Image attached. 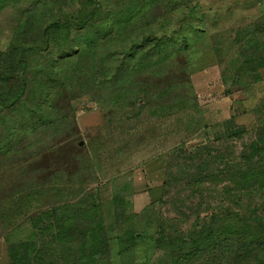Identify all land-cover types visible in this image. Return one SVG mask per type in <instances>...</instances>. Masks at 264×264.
I'll return each mask as SVG.
<instances>
[{
  "label": "rangeland",
  "instance_id": "1",
  "mask_svg": "<svg viewBox=\"0 0 264 264\" xmlns=\"http://www.w3.org/2000/svg\"><path fill=\"white\" fill-rule=\"evenodd\" d=\"M38 1L3 2L0 49L9 48L18 14ZM49 1L55 9L49 20L60 22L54 37L68 31L58 32L61 24L72 26L66 48L97 43L89 70L97 83L75 69L81 65L80 54L51 67H46L47 58H58L61 46L40 57L33 54L38 66L29 74L27 89L17 97V105L6 110L7 120L0 119V264H10L12 242L37 231L36 214L71 202L95 204L108 227L110 251L96 264H171L172 258V264H179L152 238L162 216L183 219L178 212L182 209L172 201L187 196L181 172L185 150L211 145L215 151L221 145L218 151L238 156L251 141L264 144V127L256 128L250 118L243 133L214 141L226 116L241 112L239 98L256 100L264 91V67H259L264 60V0ZM91 14L90 24L80 27L79 21L85 22L80 16L89 21ZM113 25L117 33L107 44L105 33ZM256 40L260 47L252 46ZM156 41L163 45L158 47ZM140 44L141 58L128 62L129 49L138 50ZM114 50L120 59L113 64L106 54ZM118 63L128 68L123 83L116 78L119 87L128 90L110 103L118 84L108 77L116 75ZM102 79L107 83L98 84ZM51 107L58 115H69L65 124H48L44 114ZM9 118L16 127L8 126ZM255 164L254 158L250 166ZM169 172L173 180L167 195L153 202ZM204 194L212 203L200 211L202 221L211 225L208 211H221L218 200L228 196L221 183H208ZM254 206L260 216L256 221L262 223L264 198L258 193H250L244 210L249 213ZM242 220L232 215L214 222L242 226ZM238 241L224 244L245 250ZM210 251L193 264H219L222 251Z\"/></svg>",
  "mask_w": 264,
  "mask_h": 264
},
{
  "label": "trees",
  "instance_id": "2",
  "mask_svg": "<svg viewBox=\"0 0 264 264\" xmlns=\"http://www.w3.org/2000/svg\"><path fill=\"white\" fill-rule=\"evenodd\" d=\"M4 1L0 0V6ZM50 3L49 0H39L34 5L23 9L17 16L9 48L0 49V119L2 122L5 121V118L7 120L6 110L17 105V97L27 89L25 86L28 85L29 74L38 66L33 62L36 58L33 57V54L36 56L44 54L54 45L61 46L59 57H45L49 62L46 67L49 65L51 67L59 60L66 58L71 61L73 57L80 54L81 65H77L75 69L80 70L79 75L87 76L95 84L97 83L89 73L90 66L94 65L91 59L93 54H96L97 43L90 46L91 43L86 45L83 42V46L80 42L73 50L66 48L72 26L69 23L61 24L57 31L61 32L63 28H67L68 31L59 39L54 37L53 29L60 22L57 19L49 20L50 15L54 17L53 13H55V9ZM93 15L91 14L89 21L86 16L81 15L80 19L85 18V22L79 21L78 25L82 28L87 27ZM116 27L113 25L108 33L103 32L107 44L111 38L116 36ZM249 35L251 36V34ZM100 36H95L94 40L98 42ZM156 42L158 47L163 45L162 41ZM248 44L252 45L249 41ZM254 45L259 46L257 40L252 46ZM140 49H142V44L138 46V50L129 49L128 62L141 58ZM117 50L119 48L116 49V53H118ZM114 52L115 50L106 54L113 64L119 62L120 59L119 57L115 58ZM260 66L264 67V60L260 62ZM126 70L128 68H125L122 63H118L114 70V75H116L108 77L109 81L114 80V83L118 84L117 79L119 80L121 77L120 81L123 83L122 79H124ZM87 81L89 82V80ZM107 81L102 79L98 84H105ZM96 86L101 89L100 85ZM116 88H118L117 91ZM113 90L116 97H113L110 103L115 102L117 97L121 99L122 93L128 88L119 87L118 84V87H114ZM109 99H111V95ZM57 115L58 110L53 107L50 112L44 114L49 118L48 124L52 122L59 127L60 125L56 123L61 120V124H65L69 115L67 113ZM16 125L12 124L9 118L8 126L16 127ZM262 127H264V123H259L256 126L259 129ZM246 130L247 127L240 126L228 132H216L214 141L220 142L223 138L238 135ZM220 146L214 147L215 151L212 150L211 145L185 150L186 158L180 159L183 165L181 172L186 177L182 187L185 188L184 193L187 192V196L183 200H177V198L172 201L176 209H182L178 212L182 214L180 216H183V219L162 216L159 221L160 229L152 240L156 247L164 251L165 255L175 256L179 264H193L211 252L210 250L213 251L214 248L222 251L218 258L219 264H264V221L262 223L256 221V218L260 216L256 215L257 212L254 209L257 208L255 206L250 207L253 210L249 213L244 210L245 200L250 197V193H258L260 198H264V144L262 145V140L251 141L244 145L238 156L231 152L218 151ZM254 158L256 164L250 166ZM185 160H190V162L185 163ZM171 174L169 172V178L164 180L162 193L159 197H154L153 202L162 200L167 195L166 187L169 188L173 180ZM208 183L212 185L221 183L223 193L228 196L226 200H218V205L222 202V206L219 208L221 211H208V217L213 222L211 225L202 221L205 218L201 216L200 212L204 205L208 206L212 203L209 199H205L204 189L207 188ZM196 198L198 200L194 202ZM185 199L188 202L184 208ZM190 202L191 204H188ZM237 206V210L231 209H236ZM188 211L193 212V216H189ZM232 215L243 219V225L238 226L235 223L226 226L215 225L220 220V216ZM34 217L37 231L25 239L10 244V264H96L104 254L110 251L109 243L112 241V237H110L108 227L104 224L103 217L95 204L83 206L71 202L62 207L46 209ZM183 226L187 227V231L181 230ZM47 236H51L50 242L45 240ZM236 236H240V238H235ZM237 239H239V246H244L245 250H236L233 245L224 244L230 240L233 243ZM55 243L61 244L60 247L52 245ZM51 245L53 247H50ZM174 261V258L169 259L171 264Z\"/></svg>",
  "mask_w": 264,
  "mask_h": 264
},
{
  "label": "crops",
  "instance_id": "3",
  "mask_svg": "<svg viewBox=\"0 0 264 264\" xmlns=\"http://www.w3.org/2000/svg\"><path fill=\"white\" fill-rule=\"evenodd\" d=\"M256 100H243L245 98L240 97L241 103L239 106L241 107V112L237 115L226 116V119L222 122V128L220 131H230L237 129L240 126L247 127L245 120L250 118L253 120L255 125H259V123H264V91L257 94ZM248 101V102H245ZM247 106V107H246ZM245 116V119L243 118ZM219 131V132H220Z\"/></svg>",
  "mask_w": 264,
  "mask_h": 264
}]
</instances>
